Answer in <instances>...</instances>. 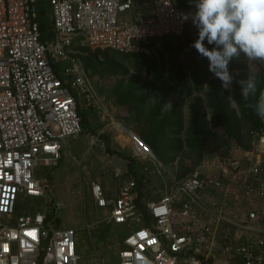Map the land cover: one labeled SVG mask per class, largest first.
<instances>
[{
    "label": "built area",
    "instance_id": "obj_1",
    "mask_svg": "<svg viewBox=\"0 0 264 264\" xmlns=\"http://www.w3.org/2000/svg\"><path fill=\"white\" fill-rule=\"evenodd\" d=\"M176 2L0 0V264H113L95 247L83 257L77 229L48 217L55 207L46 168L82 132L80 103L94 105L76 50L138 55L155 39L197 32L183 18L196 10ZM116 125L131 156L158 169L152 180L146 168L140 183L123 175L114 197L88 183L94 210L107 209L104 220L124 228L115 264H264V132L246 148L224 145L168 184L149 145Z\"/></svg>",
    "mask_w": 264,
    "mask_h": 264
},
{
    "label": "rangeland",
    "instance_id": "obj_2",
    "mask_svg": "<svg viewBox=\"0 0 264 264\" xmlns=\"http://www.w3.org/2000/svg\"><path fill=\"white\" fill-rule=\"evenodd\" d=\"M195 2L190 1L194 9ZM197 37L189 30L178 38L155 39L146 53L138 55L89 48L74 53L94 90V105H79L89 129L69 138L63 158L46 171L52 184L53 221L77 229L83 257L93 255L95 247L103 262L115 264L124 229L104 220L107 209L94 210L88 183L100 182L107 196L114 197L117 179L127 175L131 162L137 175L149 174L148 168L156 180L158 162L135 161L117 122L149 145L168 184L186 178L224 145L246 148L256 132H264V119L250 106L261 94V61L248 62L241 53L230 62V71L240 72L237 79L248 74L256 79V93L244 99L238 83L225 90L209 72L207 59L191 46ZM17 209L21 212L22 205ZM86 223L91 225L89 232ZM225 262L217 259L216 264Z\"/></svg>",
    "mask_w": 264,
    "mask_h": 264
},
{
    "label": "clouds",
    "instance_id": "obj_3",
    "mask_svg": "<svg viewBox=\"0 0 264 264\" xmlns=\"http://www.w3.org/2000/svg\"><path fill=\"white\" fill-rule=\"evenodd\" d=\"M195 9L183 16L197 29L198 37L191 46L207 59L209 72L225 90L230 91L235 81L241 86L242 98L254 95L255 77L248 74L246 79H237L239 70L230 71L229 65L241 53L248 62H264V0H196ZM250 106L264 119V93Z\"/></svg>",
    "mask_w": 264,
    "mask_h": 264
},
{
    "label": "trees",
    "instance_id": "obj_4",
    "mask_svg": "<svg viewBox=\"0 0 264 264\" xmlns=\"http://www.w3.org/2000/svg\"><path fill=\"white\" fill-rule=\"evenodd\" d=\"M176 3H177V4H180V5L191 6L190 3H183V2H181V1H179V0H177ZM186 33H187V32H186ZM186 33H185V34H186ZM84 48H85V47H84ZM80 49H82V48H80ZM259 81H260V93H264V62H261ZM79 114H80V117H81V126H82V130H88L89 127H88L87 118H86L84 115H82L80 112H79ZM228 145H231V144H228ZM231 146H234V145H231ZM129 164H130L129 166H130L131 168H130L128 174L134 176V177L137 179L138 183H140V182H141L140 179H142V178L144 177V175H137L136 172H135V170L133 169V164H134V163L131 162V163H129ZM54 210H55V209H53L52 212L48 215V217L51 218L52 220H53V211H54Z\"/></svg>",
    "mask_w": 264,
    "mask_h": 264
},
{
    "label": "crops",
    "instance_id": "obj_5",
    "mask_svg": "<svg viewBox=\"0 0 264 264\" xmlns=\"http://www.w3.org/2000/svg\"><path fill=\"white\" fill-rule=\"evenodd\" d=\"M135 161H137L139 164L140 163H144V162H146V161H144V160H142V159H138V158H134V157H132ZM136 162V163H137ZM128 174V173H127ZM117 183H118V181H117Z\"/></svg>",
    "mask_w": 264,
    "mask_h": 264
}]
</instances>
